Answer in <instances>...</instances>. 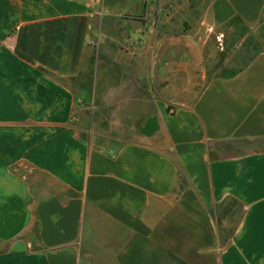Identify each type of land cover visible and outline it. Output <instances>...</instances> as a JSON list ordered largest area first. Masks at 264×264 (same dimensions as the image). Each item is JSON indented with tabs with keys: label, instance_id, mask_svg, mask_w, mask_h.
<instances>
[{
	"label": "crops",
	"instance_id": "crops-1",
	"mask_svg": "<svg viewBox=\"0 0 264 264\" xmlns=\"http://www.w3.org/2000/svg\"><path fill=\"white\" fill-rule=\"evenodd\" d=\"M163 2L0 0V264H264V0H202L157 38ZM117 19L159 141L99 145L76 123L71 82Z\"/></svg>",
	"mask_w": 264,
	"mask_h": 264
},
{
	"label": "rangeland",
	"instance_id": "rangeland-1",
	"mask_svg": "<svg viewBox=\"0 0 264 264\" xmlns=\"http://www.w3.org/2000/svg\"><path fill=\"white\" fill-rule=\"evenodd\" d=\"M173 2L171 7L167 6L169 4H166V0L162 3L161 14L159 19H156L159 29L156 30L154 27L157 38L166 37L160 35L162 28H171L168 24L170 22L167 21L168 14L176 13L174 17L171 16L170 21L174 25L175 32H180L183 28H189L197 22L196 16L203 7L202 0L201 4H198V0H192L191 3H188V0H174ZM193 6L192 10L190 7ZM97 29L94 52L86 57L84 74L71 82L79 97L80 108L77 111L76 123L82 128L81 134L105 146H115L128 140L146 142L147 139L149 140L148 137L159 141L160 123L155 117L154 103L151 104L148 101L149 97L145 99L131 97L138 94L137 89L141 84L140 77L145 79L140 63L134 61L133 56H126L125 52H119L120 47L126 49L131 43L135 44L136 26L132 22L127 23L117 19L107 23L102 22ZM152 37L153 35L150 34V39L145 41L142 38L143 43H151ZM136 55L138 56V53ZM214 63L208 66V70L218 72ZM104 78L112 79L113 86L110 91L113 93L116 89L113 94H109V90L104 93ZM134 81L136 84L133 83ZM119 82L122 83L121 87H119ZM124 93H126L125 97ZM121 96L122 99H119ZM151 98H154V94ZM125 108L130 111H125ZM151 115H154L153 120Z\"/></svg>",
	"mask_w": 264,
	"mask_h": 264
},
{
	"label": "trees",
	"instance_id": "trees-1",
	"mask_svg": "<svg viewBox=\"0 0 264 264\" xmlns=\"http://www.w3.org/2000/svg\"><path fill=\"white\" fill-rule=\"evenodd\" d=\"M241 217L240 205L235 201H231L226 206L220 207L218 223L221 245H226L231 240L237 230ZM224 221L230 222L228 223L229 225Z\"/></svg>",
	"mask_w": 264,
	"mask_h": 264
}]
</instances>
